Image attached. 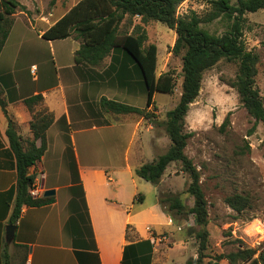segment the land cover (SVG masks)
Instances as JSON below:
<instances>
[{
  "label": "rangeland",
  "instance_id": "rangeland-1",
  "mask_svg": "<svg viewBox=\"0 0 264 264\" xmlns=\"http://www.w3.org/2000/svg\"><path fill=\"white\" fill-rule=\"evenodd\" d=\"M15 1L25 9L20 11L17 8L15 14L10 17L13 24L0 52V88L6 92L9 99L19 100L20 95L31 96L30 92L34 89L44 90L63 83L64 94L67 95L68 100H77V95L72 89L74 88L81 95L80 100H94L92 110L97 113L95 100H99L101 96L138 108L145 107V89L144 92L140 89L127 92L125 89L111 87L112 85L102 81H98L97 84L85 82L86 76H82L81 74L84 73L74 64V51L79 47V42L73 37L55 41L41 38L40 31L46 29L79 0ZM208 1L186 0L178 8L177 14L184 15L193 11L202 16L210 10ZM230 1L233 4L236 0ZM1 12L0 8V14ZM244 18L243 40L248 50H253L259 55L255 86L264 100V10L247 13ZM131 22H123L119 27L120 32L131 33L132 26L138 24L139 19L133 18ZM143 28L147 34L145 46L154 44L157 49L156 73L171 72L175 84L172 94L154 95L156 109L151 107L148 110L150 119L136 114L120 118V121L126 120L124 126L135 124L139 118H142L138 127L142 144L137 139L133 151L147 163L164 154L170 146V141L160 123L164 121L165 113L173 109L179 101L182 61L181 56H175L171 52L176 39L172 30L158 22H148ZM202 28L217 35L225 30L224 24L218 20L202 25ZM107 64L106 59L103 66ZM236 69L235 63L221 60L206 71L203 74L199 95L190 105L184 120V132L192 133L184 154L200 174V184L207 203L208 245L203 252L205 256L202 259L203 264H228L225 260L215 258L220 254L236 251V245L233 244L235 240H240L245 246L255 249L257 253L264 247V124L258 123L250 133L254 124L253 119L239 103L235 90L224 83V80L226 82L234 78ZM102 70V67H99L95 72L101 73ZM34 76L37 77V82L33 81ZM60 99L61 95L57 90L47 93V103L56 113H59ZM44 110L48 109L40 103L34 106L32 112L36 114ZM225 117H228L229 123L221 129ZM112 118H115V115L110 113L98 117L91 115L88 119L82 120V123L73 121L79 126L73 123L72 125L73 128H81L80 130L91 129L92 126H100L102 122L110 123ZM56 128L52 127L49 131L51 147L46 155L44 172L59 190L60 206L64 205L67 198H74L75 202L68 201L66 211L71 212L76 209L80 212L82 207L79 189L68 190V185L77 169L74 149L68 148L63 153L64 147L59 141L57 146H52V143H56L55 133H58ZM124 150L120 156H123ZM189 182L188 175L180 170L179 163H171L158 185L159 195H176L186 209H189L193 206V198L186 193ZM39 183L34 180L33 188H38ZM143 184L154 190L153 185L147 182ZM50 186L49 182L44 184L43 192L55 190ZM142 191L144 190H141L143 195ZM43 192H39L36 197H42ZM153 193L155 191H152ZM233 194L248 197L250 207L240 214L228 208L224 198ZM152 198L153 195L147 194L146 203ZM168 214L181 226V233L185 238L190 239L188 245L194 248L195 253L189 259H196L198 242L189 229L197 231L199 227L186 212L184 215L176 214L174 211Z\"/></svg>",
  "mask_w": 264,
  "mask_h": 264
},
{
  "label": "trees",
  "instance_id": "trees-1",
  "mask_svg": "<svg viewBox=\"0 0 264 264\" xmlns=\"http://www.w3.org/2000/svg\"><path fill=\"white\" fill-rule=\"evenodd\" d=\"M186 0H79L61 18L48 27L41 38L46 41L64 40L72 38L79 42V48L74 52V64L86 76L85 82L102 81L111 87L125 89L127 92L140 89L146 94L144 108H138L125 103H120L101 96L96 103L98 113L92 110V104L85 105L90 115L95 117L101 114L127 115L136 114L145 119H150L148 113L154 107L156 93L172 94L174 90V77L171 72L156 73L157 49L154 44L145 46L147 34L143 25L148 22H158L172 30L176 39L171 52L181 56L182 83L179 101L176 106L165 113V119L160 123L165 135L170 141L166 152L153 161L142 164L135 170V175L145 182L158 186L162 177L171 163H179L180 170L190 179L186 193L193 198V206L189 209L183 205L176 195L160 194L158 202L163 211H174L176 214L190 215L194 224L199 229H189L198 242L197 258L190 259L185 264H203V252L207 249L208 223L207 203L200 184V174L192 161L184 154L187 141L192 133L183 130L184 120L190 105L199 95L203 74L213 68L221 60L233 62L237 69L233 79L224 83L233 88L239 103L247 114L253 119L254 124L250 133L258 123L264 124V100L255 86L260 61L258 53L248 50L243 40V25L245 14L264 10V0H209V12L199 16L193 11L179 15L177 10ZM0 52L8 38L17 8L24 11V7L15 0H0ZM139 19L138 24L132 26L131 33L120 32L119 27L123 22ZM218 20L224 24L225 30L217 35L202 28ZM132 25V24H131ZM109 59L106 66L105 60ZM102 67V72L95 69ZM90 84V85H91ZM0 88V97L2 94ZM23 104L31 113L29 128L32 139L23 141L17 134L16 125L8 119L5 132L9 149L15 159L16 183L6 192L0 193L3 201L2 210L5 212L13 205L8 224L15 225L22 207L39 208L54 202L53 197H36L30 195L34 185L35 176L29 174V169L38 163L47 150L48 143L46 131L54 123V115L49 110L34 114L32 109L37 104L43 103L41 94L23 99ZM82 106V105H81ZM82 123V120H77ZM228 117H225L221 129L228 126ZM63 131V141L66 151L72 148L70 134L73 125H67L64 118L58 121ZM78 125V123H73ZM109 123H101L107 125ZM85 125V124H84ZM79 126V125H78ZM81 129V128H76ZM39 142V145H36ZM73 188H78L83 204L82 188L79 184L77 169L72 176ZM70 189V190H71ZM70 201H74L71 198ZM224 203L231 210L240 214L250 207L248 197L233 194L224 198ZM74 207V206H73ZM166 209V210H165ZM79 211H71L72 216ZM169 215V214H168ZM78 216V215H77ZM170 216V215H169ZM71 217V219L73 218ZM130 227L126 228V237ZM146 243V242H145ZM149 244V243H148ZM236 251L220 254L215 259L225 260L228 264H264V247L257 253L255 249L245 246L240 240L233 242ZM144 246L132 245V249ZM133 254L134 264H150V254L137 259ZM1 264H9L6 252L1 255Z\"/></svg>",
  "mask_w": 264,
  "mask_h": 264
},
{
  "label": "crops",
  "instance_id": "crops-1",
  "mask_svg": "<svg viewBox=\"0 0 264 264\" xmlns=\"http://www.w3.org/2000/svg\"><path fill=\"white\" fill-rule=\"evenodd\" d=\"M46 29L40 31V36ZM32 79L34 82L38 81L36 76ZM64 89L63 83H58L48 89H34L30 92L31 96L42 95L44 106L54 115V123L46 131L47 150L41 160L29 169V174L35 176L36 182H49L50 188H55V200L52 204L39 208L22 207L15 224L14 239L7 244L4 240L5 227L8 225L13 205L11 203L4 212L0 198V264L4 252L8 256L9 264H134V253L138 254L137 259L150 254V264H185L195 253L194 248L188 245L190 239L185 238L181 233V226L161 208L158 202V186H154L152 190L147 184H143L144 180L135 175V170L145 163L133 151L137 139L142 144L138 131L142 118L135 124L124 126L126 120L120 121V118L126 115H115L104 126L95 125L85 130L72 129L70 140L85 209L81 203V211L73 217L71 212L66 211L70 198L60 206L59 190L44 172L46 155L51 147L49 131L52 127H57L56 143H52V146H57L59 141L64 147V153V133L58 121L64 118L67 125H71L73 121L88 119L91 115L85 105L94 101L80 100L81 95L74 88L72 89L77 100H68ZM53 90L61 95L59 113L46 100L47 93ZM25 98L27 97L20 95L19 100H11L3 90L0 97L6 110L4 112L0 108V193L6 192L16 183L15 159L5 134L8 119L16 125L17 134L23 141L32 139L29 128L31 113L22 102ZM149 139H152L151 136ZM123 150V156H120ZM72 187L70 182L68 190ZM141 190H144L143 195ZM152 191L155 193L152 194ZM147 194L153 195L148 203ZM127 226L130 227L128 237ZM153 234L163 238L160 241L153 240ZM143 243L144 246L132 249V245Z\"/></svg>",
  "mask_w": 264,
  "mask_h": 264
},
{
  "label": "water",
  "instance_id": "water-1",
  "mask_svg": "<svg viewBox=\"0 0 264 264\" xmlns=\"http://www.w3.org/2000/svg\"><path fill=\"white\" fill-rule=\"evenodd\" d=\"M0 108L4 112H6L2 99H0ZM54 195H55V190H46L43 192L42 197H53ZM15 229L16 227L13 224H8L5 227V236H4L5 243L10 244L13 241Z\"/></svg>",
  "mask_w": 264,
  "mask_h": 264
},
{
  "label": "built area",
  "instance_id": "built-area-1",
  "mask_svg": "<svg viewBox=\"0 0 264 264\" xmlns=\"http://www.w3.org/2000/svg\"><path fill=\"white\" fill-rule=\"evenodd\" d=\"M43 185H44V183H43V181H41V182L39 183L38 188L34 189V188L32 187V189L30 190V195H31L33 198H36V196L38 195L39 192H40V193L43 192V189H44V188H43ZM151 237H152L153 240H158V239H159V241H160L161 238H163V236H161V235L156 236V237H155V235H152Z\"/></svg>",
  "mask_w": 264,
  "mask_h": 264
}]
</instances>
